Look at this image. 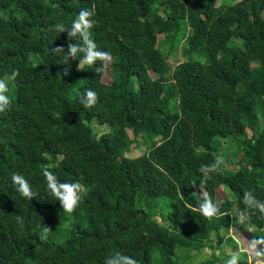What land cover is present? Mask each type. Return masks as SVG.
<instances>
[{"label":"trees","instance_id":"1","mask_svg":"<svg viewBox=\"0 0 264 264\" xmlns=\"http://www.w3.org/2000/svg\"><path fill=\"white\" fill-rule=\"evenodd\" d=\"M223 1L0 0V78L20 73L0 113V264H104L116 252L138 264H189L206 248H238L230 230L243 191L264 202V0ZM93 5L90 35L113 57L110 84L105 62L64 64L66 53L52 52L79 43L54 25L70 29ZM86 89L98 94L92 108L80 103ZM230 139L239 169L221 165L205 181L201 165L224 157ZM133 144L147 151L129 158ZM45 167L87 189L71 215L49 195ZM14 172L38 197L16 191ZM204 192L226 214L195 211ZM247 220L264 236L258 210Z\"/></svg>","mask_w":264,"mask_h":264},{"label":"clouds","instance_id":"2","mask_svg":"<svg viewBox=\"0 0 264 264\" xmlns=\"http://www.w3.org/2000/svg\"><path fill=\"white\" fill-rule=\"evenodd\" d=\"M95 15V5L91 9L82 8L75 19L72 21L71 28L66 29L64 24L57 23L54 25V30L60 33L67 31L69 41L78 39L79 43H68L67 51L63 46H57L52 49L53 53H66L63 57L64 64H67L69 59H77L79 56V65H94L96 61L105 62V64L112 61L113 57L111 53L98 50L96 42L91 38L90 30L94 27V21L92 17ZM97 71H103L102 68H98ZM19 70L14 69L12 73L7 76V80L15 81L19 76ZM67 69L65 75H67ZM9 91L8 84L4 78H0V113H4L9 110L12 104L10 97L7 95ZM98 101V94L92 89H86L80 97V103L85 108H92ZM55 118L59 119L60 114L54 113ZM166 141L161 140L158 146H162ZM221 165L227 167V163L223 155H218L215 161L209 165H201L199 171L203 174L206 180L211 179L212 173L218 172ZM42 175L46 181V187L49 195L59 202L63 212L71 215L78 208L80 201L82 200V193H85L87 189L79 182H60L56 175L53 174L47 167L43 168ZM11 180L15 186L16 191L24 198L32 200L34 197H38V194L32 190L31 184L20 173H12ZM182 195V194H181ZM193 195L197 193L193 192ZM242 203L245 205L243 211L238 214V221L240 223L245 222L251 215L255 214L258 210L261 216H264V202L258 200L252 191L245 189L243 191ZM198 211L205 219L212 220L214 217H219L226 213H221L220 207L217 203H214L212 198L207 192H204L202 197L197 200ZM19 223H23L19 216L17 217ZM51 230L44 226L43 233L40 235L41 241L48 240V233ZM148 235L147 232L144 233ZM246 253L248 258V264H264V236H254L251 240H248L245 247H242L239 252L232 253L229 258L224 261V264H239L240 253ZM212 253L209 252V255ZM104 264H138V261L120 252H116L114 255L109 256Z\"/></svg>","mask_w":264,"mask_h":264},{"label":"rangeland","instance_id":"3","mask_svg":"<svg viewBox=\"0 0 264 264\" xmlns=\"http://www.w3.org/2000/svg\"><path fill=\"white\" fill-rule=\"evenodd\" d=\"M223 2H224L223 0H216V6L217 7L222 6ZM160 42L163 43L162 38L160 39ZM174 60L175 59H173L172 61ZM111 65H112V61L105 64V74H104L103 80L106 84H110L113 79ZM6 83L8 84V88L13 87V85H11L10 80L6 81ZM94 128L98 132V134H102L107 130L106 126L98 125L96 123H94ZM246 133L248 136H251L252 134L249 130H247ZM129 136L131 139H134V135L132 132H129ZM137 141L141 142L142 140L140 137H138ZM222 149H223L222 151L224 154V159L227 163V167L225 166L224 167L229 170L239 169V166L235 165L232 159L234 158L235 154L237 153V150L239 149V144H237V142L234 139L224 140L222 142ZM146 151H147V147L145 145L133 144L131 147V151L127 153L126 156L129 158H136V157L143 155ZM227 197H228V194L225 192V190L218 191V196H217L218 201H223ZM232 216H233L234 223L232 225L233 227H231V230H230V238H232L239 244L238 248L234 249L231 245H228L226 242L223 243L221 247H218L215 250L211 248H206L203 251L204 255L201 254L199 255V257H195V259H188L187 262L189 264H201L203 260H205L206 258H212L214 255L220 256L221 258L226 260L227 258H229V256L232 253L239 252V250L242 247L246 246L247 241L251 240L254 237L256 229L249 225L248 220H246L243 223H240L238 221L237 215L233 213ZM209 252H211L212 254L209 255ZM193 254L195 255L197 253L193 252ZM239 264H248V258H247L246 253H243V252L240 253Z\"/></svg>","mask_w":264,"mask_h":264}]
</instances>
